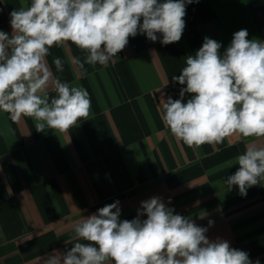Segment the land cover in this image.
Returning <instances> with one entry per match:
<instances>
[{
  "label": "crops",
  "instance_id": "1",
  "mask_svg": "<svg viewBox=\"0 0 264 264\" xmlns=\"http://www.w3.org/2000/svg\"><path fill=\"white\" fill-rule=\"evenodd\" d=\"M30 4L0 0V31L11 35L9 13ZM184 19L179 42L162 45L160 34L156 42L138 34L104 66L75 63L87 53L70 41L52 47L45 58L52 79L85 88L91 100L88 121L67 133L37 132L32 118L13 121L0 110V264H45L50 255L87 243L73 238L84 216L119 200L120 219L132 220L153 196L199 226L214 221L209 239H225L264 264V187L241 197L224 183L239 167L235 158L264 139L233 135L190 148L162 119L163 100L178 99L186 87L172 76L204 37L220 42L221 54L241 29L264 42V0H200L187 5Z\"/></svg>",
  "mask_w": 264,
  "mask_h": 264
},
{
  "label": "clouds",
  "instance_id": "2",
  "mask_svg": "<svg viewBox=\"0 0 264 264\" xmlns=\"http://www.w3.org/2000/svg\"><path fill=\"white\" fill-rule=\"evenodd\" d=\"M199 2L31 0L27 8L12 10L11 35L0 31V110L13 121L32 118L37 132L67 133L79 120L88 121L91 100L85 88L52 79L45 60L52 47L70 41L87 53L75 63L104 66L138 34L151 42L160 34L162 45L179 42L186 7ZM248 36L247 29L233 33L222 54L220 42L204 37L180 74L172 76L186 87L178 99L163 100L162 119L188 147L219 144L233 135L264 139V42ZM53 62L63 71L60 58ZM186 94L191 98L185 102ZM235 165L238 169L224 180L228 192L236 186L246 197L250 188L264 187V142L247 145ZM120 216L119 200L84 216L74 224L73 238L87 243L52 254L45 264H260L225 239H209L214 221L199 226L176 214L161 197L141 201L132 220Z\"/></svg>",
  "mask_w": 264,
  "mask_h": 264
}]
</instances>
